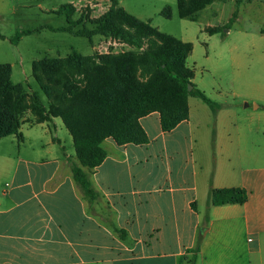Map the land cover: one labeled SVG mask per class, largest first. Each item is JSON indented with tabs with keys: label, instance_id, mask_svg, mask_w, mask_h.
Returning a JSON list of instances; mask_svg holds the SVG:
<instances>
[{
	"label": "crops",
	"instance_id": "1",
	"mask_svg": "<svg viewBox=\"0 0 264 264\" xmlns=\"http://www.w3.org/2000/svg\"><path fill=\"white\" fill-rule=\"evenodd\" d=\"M233 1L209 4L213 28L228 22ZM231 64L239 75L247 66ZM259 86L240 115L231 104L213 111L188 96L187 118L171 130L152 111L138 118L145 143L104 139L103 161L84 168L98 193L92 202L73 179L74 150L61 148L58 122L22 123L0 138V264H189L198 242L194 264H264ZM230 187L247 200L209 203L210 188Z\"/></svg>",
	"mask_w": 264,
	"mask_h": 264
},
{
	"label": "rangeland",
	"instance_id": "2",
	"mask_svg": "<svg viewBox=\"0 0 264 264\" xmlns=\"http://www.w3.org/2000/svg\"><path fill=\"white\" fill-rule=\"evenodd\" d=\"M181 1L188 5L191 0ZM111 4L112 0H0V34L4 36L0 38V83L6 78L21 85V124L37 122L32 107L36 95L46 122L54 128L55 122L60 124L57 134L64 149L73 147L72 132L81 136L124 126L126 119L119 117L121 105L140 93H160L162 99L153 104H159L162 111L172 103L176 87L160 74L147 50L173 45L171 40L191 43L182 62L193 69L197 88L217 104H231L240 115L246 99L251 103L257 97L258 86L264 82V32H259L264 31V0H234L235 13L228 28H224L227 22L213 28L217 18L209 5L194 18H180L177 0H118L117 24L133 32L123 13L141 22L149 20L165 39L147 33L136 47L111 34L95 33L90 39L75 34L95 28V21L107 14ZM211 29L220 32L210 34ZM22 30L28 33L11 44L8 38ZM74 62H83L84 67ZM231 62L247 63L241 76ZM33 63L38 64L36 73L49 94L36 81ZM16 90L9 92L12 99ZM52 107L66 113L67 122L51 116ZM135 118L133 113L132 120ZM56 141L60 143L58 138Z\"/></svg>",
	"mask_w": 264,
	"mask_h": 264
},
{
	"label": "trees",
	"instance_id": "3",
	"mask_svg": "<svg viewBox=\"0 0 264 264\" xmlns=\"http://www.w3.org/2000/svg\"><path fill=\"white\" fill-rule=\"evenodd\" d=\"M217 0H191L188 5H183L181 0H177L178 15L180 18H194L198 11H201L207 5ZM219 1V0H218ZM121 8L118 6V0H112L111 7L107 14L101 19L95 21V28L92 30L80 29L75 32L76 35L91 38L95 33L111 34L115 37H119L125 42L134 45L136 47L141 46V38L147 33L157 34L162 40L165 39L162 35H159L156 30L150 26V21L141 22L139 19L132 17L126 13H123L126 19L127 27L133 30L130 32L122 25L117 24L115 16L117 12H120ZM229 18L224 28H228L232 18ZM63 29L66 28H61ZM209 33L219 32L218 29H211ZM28 33V30L17 31L13 36L8 38L11 44H17L19 39ZM0 38H4L0 34ZM173 45H167L162 49H156L154 46H150L147 50V55L154 62L156 68L160 74L172 82L176 87V92L173 94L172 103L168 107L159 108V104H153L156 99H162L160 93L154 94L153 92L140 93L133 96L128 102L123 103L120 108L119 117L122 120L126 119V124L118 129L109 128L108 131H97L92 134L76 135L72 131V142L74 148V155L78 159V162L68 161L69 168L71 170L73 179L79 186L84 197L92 202L97 198L98 193L92 187L88 172L84 169H93L98 166L106 156V152L102 147V142L105 138H111L117 145H123L125 143L134 142L143 144L147 141V137L138 123V118L142 115L150 113L152 111H158L160 113V125L163 131L171 130L179 121L187 118L188 109L186 99L188 96L199 98L203 103L207 104L213 111H216L218 105L212 99H210L203 91L198 89L192 82V72L182 62L189 51H191V43H182L180 41L171 40ZM76 58H79L77 54H74ZM79 67H84L83 62H74ZM2 67H10L8 65H2ZM37 63L32 64V70L36 81L40 84L43 92L49 94L50 90L42 83V79L38 73ZM1 69V67H0ZM188 85L191 88L188 89ZM17 89V90H16ZM16 90L14 99L9 96V92ZM24 94L21 90V85H13V83L4 79L0 83V138L17 134L21 125L19 120V111L22 106ZM34 103L33 110L38 118L37 122H45L48 120L47 116L39 110L38 105L40 102L36 95L32 96ZM159 108V110H158ZM133 113L136 114V118L132 120ZM51 116H59L65 122L68 120V115L62 113L58 108H51ZM208 200L211 205H222L226 203H244L247 200V192L239 187L230 188H210L208 191ZM194 206V203L192 204ZM124 233L123 230H120ZM193 252V256L189 260V264H194L196 260V253L199 251V242L197 245L188 250Z\"/></svg>",
	"mask_w": 264,
	"mask_h": 264
},
{
	"label": "water",
	"instance_id": "4",
	"mask_svg": "<svg viewBox=\"0 0 264 264\" xmlns=\"http://www.w3.org/2000/svg\"><path fill=\"white\" fill-rule=\"evenodd\" d=\"M191 88V85H188V89H190Z\"/></svg>",
	"mask_w": 264,
	"mask_h": 264
}]
</instances>
